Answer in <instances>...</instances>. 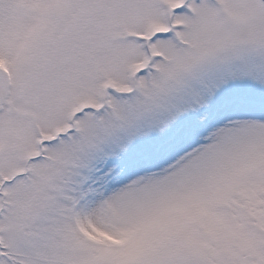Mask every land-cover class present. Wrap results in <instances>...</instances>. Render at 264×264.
Segmentation results:
<instances>
[{"label": "snow or ice", "instance_id": "1", "mask_svg": "<svg viewBox=\"0 0 264 264\" xmlns=\"http://www.w3.org/2000/svg\"><path fill=\"white\" fill-rule=\"evenodd\" d=\"M0 264H264V0H0Z\"/></svg>", "mask_w": 264, "mask_h": 264}]
</instances>
